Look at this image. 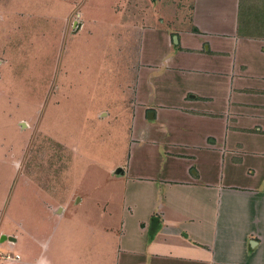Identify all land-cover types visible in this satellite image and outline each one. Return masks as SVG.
<instances>
[{"label":"crops","instance_id":"1","mask_svg":"<svg viewBox=\"0 0 264 264\" xmlns=\"http://www.w3.org/2000/svg\"><path fill=\"white\" fill-rule=\"evenodd\" d=\"M113 5L104 4V15L101 5L84 10V19L88 11L107 19ZM163 16L166 23L143 31L151 48L140 50L130 85L132 156L110 171L116 197H102L117 206L112 264H264V0H193L189 27L179 26L184 16ZM68 43L51 68L54 108L81 71L68 58L81 47ZM51 199L36 218L71 217L66 206L51 214ZM152 218L159 224L150 238ZM50 229L25 231L31 257L15 251L19 237L0 241V255L19 256L4 264H44L58 232Z\"/></svg>","mask_w":264,"mask_h":264},{"label":"rangeland","instance_id":"2","mask_svg":"<svg viewBox=\"0 0 264 264\" xmlns=\"http://www.w3.org/2000/svg\"><path fill=\"white\" fill-rule=\"evenodd\" d=\"M192 3L0 0V238L14 232L6 234L4 243L19 237L15 251L22 246L31 257L34 246L25 231L51 228L58 232L44 264L113 263L117 206L106 207L102 197H116L110 171L132 156L135 99L130 85L139 78L140 50L151 48L143 31L151 28L149 23H166L163 13L172 20L184 16L179 26L189 27ZM104 4H114V11L98 20L89 11L101 5L104 15ZM84 10L90 20L84 19ZM68 40L81 47L68 56L81 71L70 74L73 87L54 108L59 101L51 68L63 58ZM94 56L100 59L97 64ZM91 97L96 107L87 108ZM41 196L50 204L55 197L51 214L66 206L71 217L56 222L36 218ZM108 228L113 231L106 233ZM4 253L10 259L0 264L19 260L9 250Z\"/></svg>","mask_w":264,"mask_h":264},{"label":"trees","instance_id":"3","mask_svg":"<svg viewBox=\"0 0 264 264\" xmlns=\"http://www.w3.org/2000/svg\"><path fill=\"white\" fill-rule=\"evenodd\" d=\"M156 219L152 218L151 219V224H150V228H149V237L151 238L154 234V232L156 231L157 229V226H158V222H155Z\"/></svg>","mask_w":264,"mask_h":264},{"label":"water","instance_id":"4","mask_svg":"<svg viewBox=\"0 0 264 264\" xmlns=\"http://www.w3.org/2000/svg\"><path fill=\"white\" fill-rule=\"evenodd\" d=\"M22 127H23V126H22ZM4 240H6V239H5V236H2V237L0 238V241H4ZM8 240H9V241H13L14 239H13L12 237H9Z\"/></svg>","mask_w":264,"mask_h":264},{"label":"built area","instance_id":"5","mask_svg":"<svg viewBox=\"0 0 264 264\" xmlns=\"http://www.w3.org/2000/svg\"><path fill=\"white\" fill-rule=\"evenodd\" d=\"M15 257H18V256H15ZM0 258H1V259H2V258H3V259H6V258H9V259H10V257H9L8 255H7V256H6V255H0Z\"/></svg>","mask_w":264,"mask_h":264}]
</instances>
